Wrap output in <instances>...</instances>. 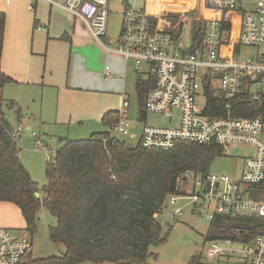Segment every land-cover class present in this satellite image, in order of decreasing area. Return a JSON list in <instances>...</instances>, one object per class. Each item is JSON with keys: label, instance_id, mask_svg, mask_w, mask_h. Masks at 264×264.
<instances>
[{"label": "built area", "instance_id": "1", "mask_svg": "<svg viewBox=\"0 0 264 264\" xmlns=\"http://www.w3.org/2000/svg\"><path fill=\"white\" fill-rule=\"evenodd\" d=\"M47 1L81 23L108 53L134 60L137 70L142 63L151 67L155 84L145 96L144 112L161 115L169 126L144 127L138 137L143 148L168 151L178 143L216 145L224 156L241 148L252 150L243 161L239 181L225 174L186 172L180 183L188 187V192L169 197V202L175 205L180 199L189 200L192 212L208 223L216 216L264 220V201L252 197V189L264 186V113L249 119L203 114L205 87L223 100L227 114L245 99L258 103L264 111V0H203L204 8L219 16L206 21L192 19L205 26L200 44L190 51L174 37L176 29H172L166 12V0L158 5V12L153 5H127L113 47L109 46L111 40L107 44L101 40L105 39L108 0ZM35 29L44 30L39 25ZM241 48L253 52L243 58L238 52ZM105 76L112 77L107 67ZM200 94L205 104L198 111ZM127 111L125 100L118 122L109 127L111 138H135V124L127 118ZM20 132L18 126L10 133L11 138L17 140ZM35 145L41 146V142L36 140ZM178 214L179 208L174 211L175 216ZM14 231L0 228V264H26L31 255V238ZM207 244L206 257L211 260L225 257L224 264H264V233L249 243L218 239Z\"/></svg>", "mask_w": 264, "mask_h": 264}, {"label": "trees", "instance_id": "2", "mask_svg": "<svg viewBox=\"0 0 264 264\" xmlns=\"http://www.w3.org/2000/svg\"><path fill=\"white\" fill-rule=\"evenodd\" d=\"M170 19L172 29H176L174 37L185 50L200 44L204 23L186 17ZM4 26L5 18L0 14V61ZM11 82L0 66V88ZM154 84L152 74L146 80H136L142 120L145 96ZM204 96L203 114L211 118L249 119L264 113L258 103L245 99L227 114L223 100L214 97L210 87H205ZM12 106L0 103V202L20 210L24 233L30 238L36 234L39 208H46L56 220L48 230L49 241L65 249L58 257L33 259L29 255L26 264H146L148 258L156 259L149 249L163 244L168 235L157 217L169 197L183 194L180 177L186 172L208 174L211 163L221 155L216 145L178 143L168 151H159L145 149L140 143L130 148L106 131L93 133L86 140L62 141L54 159L47 163V183L39 191L18 157L17 140L11 138L12 129L4 119V109ZM117 122L116 112L101 118L105 128ZM36 193L40 197L36 198ZM208 225L206 241L249 243L264 233V220L258 218L216 216ZM187 264L208 263L196 254Z\"/></svg>", "mask_w": 264, "mask_h": 264}, {"label": "rangeland", "instance_id": "3", "mask_svg": "<svg viewBox=\"0 0 264 264\" xmlns=\"http://www.w3.org/2000/svg\"><path fill=\"white\" fill-rule=\"evenodd\" d=\"M160 1L108 0L106 40L104 37L101 40L106 44L111 40L109 46L113 47L120 32L122 13L127 5L131 7L153 5L152 9L155 10ZM31 4L34 5V0ZM181 4L183 0H166V12L171 16L174 15ZM21 6L27 8L25 4ZM19 14L21 20L28 15L23 7L19 9ZM177 15V19L186 17L188 20L195 18L197 20L198 18L193 10L186 14L183 8ZM236 24L237 22H234V26ZM68 47L66 49L59 38L46 39L27 23L23 25L22 30L12 24L6 35L5 64L14 82L4 85L0 95L3 100L13 102L15 108L19 109L18 115L11 108L4 109L5 117L11 128L15 130L20 125L24 130L18 141L20 158L31 178L37 183L39 191L47 183L45 169L48 160H53L56 150L62 146L57 140H86L91 133H100L104 130L100 116L105 111L118 110L122 102L121 96L115 93L118 92L119 84L104 80L106 67L111 73L113 72L112 59L106 54L107 52L95 42L77 49L76 52L79 54L74 52L75 55H70ZM238 52L240 57L244 58L251 55L253 50L241 48ZM118 63L122 67L126 65L122 59ZM28 68L31 69V73L37 75L38 79L33 83L24 81L25 71ZM128 70L129 76L125 80V93L129 96L127 118L135 124L133 133L136 138L125 137L124 141L128 147L133 148L138 144V136L144 127L169 125L161 115L156 114H147L144 121H141L135 92L137 75L131 62ZM147 73L148 69L142 66L139 76L147 78ZM204 104V97L198 95L196 109L201 110ZM26 128L34 132L44 146L36 147L33 138L25 134ZM249 151L248 148H241L235 150L231 156L221 154L211 163L209 174H225L230 179L239 181L243 161ZM182 177L179 187L182 193H186L188 187L180 183ZM252 194L258 200L264 201V186L252 189ZM177 208L180 214L175 216L174 211ZM37 218L36 234L31 238V257L41 259L61 256L65 251L64 247L51 243L48 238L49 228L56 225L55 218L43 206L39 208ZM157 220L163 232H168V235L163 244L150 247L149 253L155 255L156 259L152 256L148 258L146 264H187L190 257L196 254H200L208 264L215 262L224 264L225 257L212 260L206 257L205 247L208 244L205 234L209 225L201 215L192 212V204L189 200L180 199L172 205L167 199ZM14 230L17 234L23 233Z\"/></svg>", "mask_w": 264, "mask_h": 264}, {"label": "crops", "instance_id": "4", "mask_svg": "<svg viewBox=\"0 0 264 264\" xmlns=\"http://www.w3.org/2000/svg\"><path fill=\"white\" fill-rule=\"evenodd\" d=\"M53 1L59 2L60 0H53ZM32 2H33V0H0V14L4 15V18H5V26H4V33H3V48H2L0 66H1V71L7 77H9L12 80L11 83H13L14 80L11 78V75L9 72L10 70L8 69V67L5 64V53H6L5 52V46H6V35L8 34V32L10 30V26L12 24H13V26L17 27L19 30H22V27L25 23H27V25H30V27L32 25L34 28H35V25H39V26L43 27L44 30H36L35 29V31L40 32L41 35H43L48 40L52 39V38H59L60 42H62L64 44V47L66 49L69 46L68 48H69L70 55H75L74 52L76 54H79L76 52L77 49L83 48L86 45H90L91 43L95 42L93 40V38L90 36V34L87 32L86 28L81 23L75 21L69 14H67L62 9L51 5L47 0H34V5L31 4ZM160 3H163V0H161ZM24 4L27 5V8H25V6H21ZM22 7L27 10L28 15H26L25 19L21 20L20 14H19V9ZM29 7H32L33 10L31 11L29 9ZM182 8L184 10L188 9L187 11L189 13L191 12V10H193V12H195L196 15H198L197 19H199V20L202 19V20L206 21L207 19H213V18L219 16V14L217 12L205 9L203 6V0H183V4H181V6L179 7V10L172 16L168 14V17L169 18L174 17V16L177 17L178 16L177 13H179V11ZM154 12H158V9L156 8V10ZM22 21H23V23H21ZM105 40H106V38H105ZM106 54L109 55L110 59H112L111 64L113 67V72H112L113 74L110 72L112 74V77L108 78L105 76V73H104V80L111 82V83L119 84L118 92H115V93H117V95L119 94L121 96L122 102H121V106L118 110H108V111L103 112V114L100 116V123H101V118L107 112H116L118 114V120H119V111L121 110L122 103L125 100L128 102V109H129V101H128L129 96L127 93H125V89H126L125 80L129 76L128 73L130 70V69L128 70L129 62H131L134 65V71L136 72L135 74L137 75L136 79H135V83H136V80L138 78H140L142 80H146L148 78V77L142 78L139 76V73L141 72L142 66H145L148 69L147 76L151 75V67L145 63L139 64L138 65L139 69L137 70L136 69V63L134 60L125 59L119 55L108 53V52ZM116 58H118V59H116ZM119 58L122 59L124 63H126V65L124 64V67H122V65L120 63H118L120 60ZM143 74H145V73H143ZM25 77H26V80H24V81L29 82V83H33L34 81H36V79H38L37 75H34V73H31V69H29V68L25 71ZM7 84H9V83H7ZM3 87L0 88V93L3 89ZM1 102H3L4 104L12 103V105H13L12 108L8 107L5 109L9 110L11 108L15 111V113L17 110L19 111V109L15 108V105L13 102L3 100L1 95H0V103ZM127 113H128V111H127ZM3 114H4L5 121L8 123V121L5 117L4 111H3ZM97 116H98V114H97ZM141 121H144V119L143 120L141 119ZM8 125H9V123H8ZM18 126H20V125H18ZM109 127L105 128L103 126L104 130L100 131V132H104V131L109 132ZM11 129H12V131H14L13 128H11ZM23 132H24V130L21 127V132L17 135V144H18L19 138H20L21 134H23ZM93 133H96V132H93ZM93 133H91V134H93ZM25 134L29 135L31 138H33L34 144H35L36 140H39L41 142V146L42 145L44 146V143L29 128H26ZM32 134H35V136H32ZM133 135L136 138V135L135 134H133ZM74 140H77V139H74ZM74 140L58 139L57 142H58V144L59 143L61 144L62 141H74ZM120 141L125 142L124 138H122ZM41 146H36V147H41ZM18 148H19L18 157L21 161V158H20V151L21 150H20L19 144H18ZM251 154H252V150L249 151V155H251ZM21 163H22V161H21ZM22 165H23V163H22ZM24 168H25V166H24ZM27 172H28V170H27ZM29 175H30V173H29ZM38 197H40V194H38ZM0 227L6 228V229H11V230L17 229L16 231H23V233H24L25 222H24V219L20 213V210L15 205H13L11 203H6V202H0ZM24 234H26V233H24Z\"/></svg>", "mask_w": 264, "mask_h": 264}, {"label": "water", "instance_id": "5", "mask_svg": "<svg viewBox=\"0 0 264 264\" xmlns=\"http://www.w3.org/2000/svg\"><path fill=\"white\" fill-rule=\"evenodd\" d=\"M35 197L38 198V193L35 194Z\"/></svg>", "mask_w": 264, "mask_h": 264}]
</instances>
